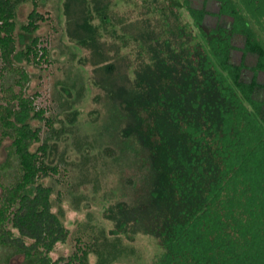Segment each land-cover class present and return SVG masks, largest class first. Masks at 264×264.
<instances>
[{
	"label": "trees",
	"instance_id": "trees-1",
	"mask_svg": "<svg viewBox=\"0 0 264 264\" xmlns=\"http://www.w3.org/2000/svg\"><path fill=\"white\" fill-rule=\"evenodd\" d=\"M84 1L87 24L119 40V56L127 61L126 91L119 96L115 80L106 82L116 89L106 96L113 109L105 129L115 140L120 136L123 155L134 152L131 165L139 172L132 203L104 211L115 238L94 247L97 264L133 252L122 237L140 235L156 247L148 264H264V0H203L200 7L193 0H143L160 20L140 24L135 38L126 28L119 32L108 13L116 2L133 0L112 6L106 0V7ZM211 1L217 10L209 9ZM182 8L193 26L182 22ZM16 11L14 0H0L1 60L21 85L0 106L1 132L12 142L0 171L12 158L19 165L16 181L0 195V254L5 260L24 254L23 264H61L51 253L71 229L42 181L58 168L49 164L51 145L38 144L42 129L32 121L53 122L25 94L29 74L15 65L47 55L36 36L44 16L34 9L18 29ZM25 40L30 43L19 49ZM235 49L242 50L239 61ZM112 62L105 63L112 68ZM102 78L94 85H105ZM90 251L66 264H90Z\"/></svg>",
	"mask_w": 264,
	"mask_h": 264
},
{
	"label": "rangeland",
	"instance_id": "rangeland-1",
	"mask_svg": "<svg viewBox=\"0 0 264 264\" xmlns=\"http://www.w3.org/2000/svg\"><path fill=\"white\" fill-rule=\"evenodd\" d=\"M14 1L17 4L15 20L18 29L27 22L32 10L36 9L44 16L39 22L41 25L36 36L41 40L40 46L47 47V55L39 63L24 61L15 65L23 67L29 74L30 78L25 82V94L34 96L36 106L46 110V115L54 125L49 126L45 121H32L34 126L42 129L38 144L51 145L49 164L58 168L57 173L50 171V175L42 181L52 187L53 208L71 229L67 241L58 244L51 256L53 259H61V264H66L74 254L83 256L85 250H91L88 255L89 263L97 264L98 254L94 247L115 238L110 233L114 222L105 216L104 211L119 203L126 202L130 205L135 197L139 176L138 169L131 165L135 161L134 152L123 155L119 147L120 136L115 140L105 129L113 109L106 96L111 90L115 94L116 89L114 84L108 86L106 82L114 79L115 85L119 86L117 95L121 96L127 89L123 73L127 61L119 56V40L101 37L96 33V27L87 24L84 0H80L78 4L76 0ZM108 1L112 6L115 0ZM95 2L106 7V0ZM193 2L200 7L203 0ZM80 3L82 6L79 7ZM217 6L214 1L209 3L212 11L217 10ZM109 10L110 18L119 25V32L123 33L126 28L127 32L134 33V38L138 35L140 24L146 22L152 23L150 26H157L160 20V12H148L143 0H133L127 6H119L116 2L114 8ZM127 10L130 15L125 13ZM181 13L182 22L190 21L193 26L188 10L182 8ZM109 28L112 27L108 24L106 30L110 31ZM194 30H197L195 26ZM110 34L106 35L111 36ZM139 36L146 40L143 35ZM78 39L84 40L85 44L79 45ZM23 43H18L19 49L27 46L30 40ZM235 43L242 45L241 40ZM233 54L235 60L239 61L242 50L235 49ZM248 59L249 57L247 62ZM109 60L113 61L112 68L105 63ZM249 62L253 63V59H249ZM7 70L0 54V106L5 104L4 99L9 98L13 90H21V85L13 82L10 75L12 72ZM21 74L19 70L17 76L21 77ZM102 76L104 87L94 85L93 80L100 82ZM120 91L122 92L119 93ZM11 143V139L3 136L0 129V168L11 158ZM10 163L8 169L0 171V195L3 194L5 185L16 181V174L19 173L17 159L12 158ZM122 239L133 252L120 256L112 264L149 263L156 249L151 240L141 235L133 241L124 236ZM25 262L24 254L13 255L9 260H5L0 254V264Z\"/></svg>",
	"mask_w": 264,
	"mask_h": 264
}]
</instances>
